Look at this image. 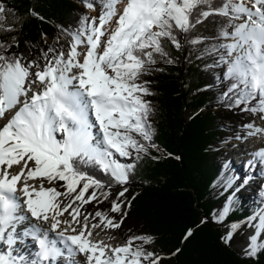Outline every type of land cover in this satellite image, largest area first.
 I'll list each match as a JSON object with an SVG mask.
<instances>
[{
	"label": "snow or ice",
	"instance_id": "obj_1",
	"mask_svg": "<svg viewBox=\"0 0 264 264\" xmlns=\"http://www.w3.org/2000/svg\"><path fill=\"white\" fill-rule=\"evenodd\" d=\"M82 2L93 10L98 4L99 15L82 14L75 29H61L71 37L67 54L49 47L41 65L36 60L25 62L22 54H6L12 43L0 42V120H7L0 126V264H160L156 253L142 245L133 247L135 240L151 243L150 235L129 237L115 247L92 239L100 224L121 227L127 216L124 209L131 204L121 199L126 187L111 202V212L121 214L119 221L105 212L93 215L81 209L101 202V197L107 200L113 183L127 184L135 161L157 147L149 121L153 109L144 99L152 94L149 81H138L152 70L149 66L157 63V55L173 62L166 42L181 48L179 33L193 45L213 40L202 55H215L216 65L226 66L222 79L231 83L222 99L228 107L264 121V0H221L215 6L214 0ZM6 12L11 10L0 0V31L14 30L3 28ZM30 12L38 16L34 9ZM217 16L223 19L214 38L187 39L196 25ZM243 127L248 136L264 137V127L254 121ZM257 165L264 166V147L252 153L246 166ZM85 166L98 169L109 180L89 175ZM37 179L38 187L29 183ZM239 179L227 176L225 191ZM249 179L245 177L240 187ZM45 180L62 181L64 191L45 187ZM234 196L235 192L228 197L219 216L214 214V221L224 220ZM260 197L252 214L229 225L221 237L230 243L243 224L254 228L243 250L247 257L264 250V186ZM89 217L99 218V223L89 225ZM191 235L189 229L184 239Z\"/></svg>",
	"mask_w": 264,
	"mask_h": 264
},
{
	"label": "trees",
	"instance_id": "obj_2",
	"mask_svg": "<svg viewBox=\"0 0 264 264\" xmlns=\"http://www.w3.org/2000/svg\"><path fill=\"white\" fill-rule=\"evenodd\" d=\"M2 2L11 10L4 14L3 28L14 29L0 31V42L12 43L6 54H22L25 62L36 60L41 65L43 53L49 47L59 52L66 47L64 39L70 41L71 37L62 33V28L75 29L82 14L99 15L98 4L97 13L91 15L82 0ZM220 2L214 0V6ZM33 9L38 16L30 12ZM222 19L209 17L196 25L187 39L214 38ZM178 38L182 44L179 49L166 42L168 58L173 62L166 63L165 58L157 55V63L149 66L152 70L138 81H149L147 86L152 94L144 99L150 101L153 109L149 121L155 130L152 142L157 147L149 148L148 154H141V159L135 161L127 184L113 183L107 200L101 197V202L85 204L81 211L93 215L96 211L105 212L119 221L121 214L111 212V202L126 187L128 191L121 199L131 204L124 209L127 216L121 227L113 230L125 243L129 237L152 236L151 243L135 240L133 247L142 245L145 251L156 253L161 258L160 264H264V250L255 257H247L234 248L250 230L247 224L234 233L230 243L221 239L229 225L244 221L261 203L260 195L250 194V186L240 187L236 181L225 191L224 184L227 176L234 174L225 170L230 157L224 155L222 138L242 135L247 131L243 125L253 121V114L230 108L222 99L231 83L222 79L226 67L216 65L215 55H202L213 40L193 45L185 42L183 33ZM119 159L133 162L130 158ZM84 170L97 179L109 180L92 166H85ZM62 183L54 181L47 187L63 192ZM237 187L239 191H235ZM233 192L231 210L222 222L214 221V214L219 216ZM91 221L99 223V218ZM189 229L192 235L185 240ZM177 249L180 251L176 252Z\"/></svg>",
	"mask_w": 264,
	"mask_h": 264
},
{
	"label": "rangeland",
	"instance_id": "obj_3",
	"mask_svg": "<svg viewBox=\"0 0 264 264\" xmlns=\"http://www.w3.org/2000/svg\"><path fill=\"white\" fill-rule=\"evenodd\" d=\"M87 9H88V12L91 15H95L97 13L96 8H95V11L90 9V8H87ZM111 26L114 27L115 25L113 24ZM64 42L66 44V47L63 49V51L67 54V52L69 50V41L67 39H64ZM82 48H83V46H81V49ZM223 67L225 69L226 66H222V68ZM32 71L34 72V71H36V69L33 68ZM252 116H253L252 117L253 121L255 122V124L257 126H259L261 123H264V121H262L260 119L259 115H252ZM4 121H7V120L6 119L5 120H0V126H2L1 124ZM248 131L249 130L247 129V131L243 132L242 135H240V136L233 135L231 137H227V136L223 137L222 138V141H224L223 150L225 152L224 155H226L227 157H230V162H228V165H229L228 169L231 171L232 174H234V176H238V173L235 170L237 165H239L238 163L241 162L242 165H244V167L246 168L245 173L240 175V176H238L240 178L239 179L240 180V184L242 183V181H243V179L245 177H250V179L254 178V182L255 183H252V182L248 181V183L246 185H250V187H251V193L250 194L257 196V195H260V193H261V186H264V179H262V177H259L260 175H253L252 170H251L252 168H249V167L246 166V164H247V161H246L247 160V155L246 154L249 151V148L246 150V147L249 145V143H250L251 147L254 146V142L253 141L256 138V137L248 136L247 135ZM237 137H240V139H237ZM58 138H60L59 135H58ZM239 142L240 143H242V142L245 143L244 150L246 151V153H239V150H238V148L236 146V144L239 143ZM249 155H251V153L248 154V157H249ZM239 157H240V159H239ZM29 163H31V162H29ZM257 167L259 169H262L263 166L257 165ZM239 180H237V181H239ZM29 183H34L38 187L39 184H40V180L37 179L35 181H29ZM48 184L49 183L45 180L44 181V186L47 187ZM246 185H244V186H246ZM246 197H250V195L247 194ZM61 199L64 200V203H67V199L66 198L62 197ZM65 214H66L65 218H70V217L67 216V213H65ZM89 221H90V225H91L93 222L91 221L90 217H89ZM100 227L102 228L101 232L103 233L104 238H108L111 241L112 240L117 241V245H124L125 244L124 241H122V239L114 232L113 229L104 228L103 225H100L99 227H97L95 229H98ZM254 232H255V229L254 228H250V230L247 232L245 238L242 241L237 242V244L234 245V248L237 249L238 251L244 253L243 250L247 246V243H248V239L247 238H248V236L254 234ZM98 236L100 237L99 233H98Z\"/></svg>",
	"mask_w": 264,
	"mask_h": 264
},
{
	"label": "bare ground",
	"instance_id": "obj_4",
	"mask_svg": "<svg viewBox=\"0 0 264 264\" xmlns=\"http://www.w3.org/2000/svg\"><path fill=\"white\" fill-rule=\"evenodd\" d=\"M117 7L119 8V7H121V5H117ZM93 10V9H92ZM95 11V10H94ZM83 49V48H82ZM7 121H4L1 125H3L4 123H6ZM259 127H264V123H261L260 125H259ZM254 142V146H252L251 147V145H250V143H249V145L246 147V150L249 148V151H248V153L246 154L247 155V160L246 161H248L250 158H251V156H252V153L253 152H255L256 150H258L259 148H261V147H264V137H262V136H256V138H255V140L253 141ZM236 146H237V148H238V150H239V153H246V151L244 150V147H245V143L244 142H242V143H237L236 144ZM251 153V155H249V157H248V154H250ZM239 159H240V157H239ZM239 165H237V167H236V171H237V173H238V176H240V175H242V174H244L245 173V171H246V168L244 167V165H242V163L240 162V163H238ZM247 165V164H246ZM22 166V165H21ZM19 167L20 166H15V169H16V171H19ZM252 170V173H253V175H260L259 177H262V179H264V166L262 167V169H259L257 166L255 167V168H252L251 169ZM250 178V177H249ZM249 181L250 182H252V183H255L254 182V178L253 179H249ZM66 215V214H65ZM68 216V215H67ZM89 225H90V221H89ZM101 230H102V228L100 227V228H98V229H93V237H92V239H94V240H103L105 243H107V244H111L112 246H117V241H115V240H110V239H108V238H104V236H103V233L101 232ZM98 233H99V235H100V237L98 236ZM109 236V235H108ZM111 238V237H110ZM76 259H78V260H81L82 262H83V260H84V258L83 257H77Z\"/></svg>",
	"mask_w": 264,
	"mask_h": 264
}]
</instances>
